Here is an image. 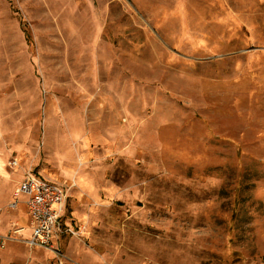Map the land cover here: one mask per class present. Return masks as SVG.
I'll use <instances>...</instances> for the list:
<instances>
[{
    "label": "rangeland",
    "instance_id": "374dc122",
    "mask_svg": "<svg viewBox=\"0 0 264 264\" xmlns=\"http://www.w3.org/2000/svg\"><path fill=\"white\" fill-rule=\"evenodd\" d=\"M30 173L0 264H264V0H0V236Z\"/></svg>",
    "mask_w": 264,
    "mask_h": 264
},
{
    "label": "built area",
    "instance_id": "2783aa9c",
    "mask_svg": "<svg viewBox=\"0 0 264 264\" xmlns=\"http://www.w3.org/2000/svg\"><path fill=\"white\" fill-rule=\"evenodd\" d=\"M10 164L14 167L18 165L16 161ZM21 195L27 197L25 205L29 224L27 227L15 226V229L10 231L13 236H0L1 248H4L9 240L20 239L31 249L52 251L54 243L62 236L76 234L65 221L68 195L64 187L30 173L18 184L15 192L16 201L10 206L11 209H17L18 198ZM60 264H63L62 260Z\"/></svg>",
    "mask_w": 264,
    "mask_h": 264
},
{
    "label": "crops",
    "instance_id": "0c3cea01",
    "mask_svg": "<svg viewBox=\"0 0 264 264\" xmlns=\"http://www.w3.org/2000/svg\"><path fill=\"white\" fill-rule=\"evenodd\" d=\"M19 175H20V177H21V178H20V182H21V181L23 180V178L25 177V176H24L25 174H22V175L19 174ZM20 182H19V183H20Z\"/></svg>",
    "mask_w": 264,
    "mask_h": 264
}]
</instances>
